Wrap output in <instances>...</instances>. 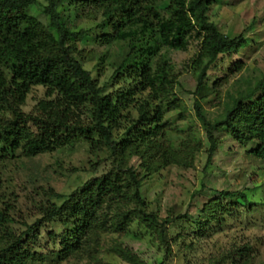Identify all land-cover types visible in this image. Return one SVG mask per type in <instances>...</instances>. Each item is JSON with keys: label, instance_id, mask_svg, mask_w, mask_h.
Masks as SVG:
<instances>
[{"label": "trees", "instance_id": "obj_1", "mask_svg": "<svg viewBox=\"0 0 264 264\" xmlns=\"http://www.w3.org/2000/svg\"><path fill=\"white\" fill-rule=\"evenodd\" d=\"M45 1L42 23L28 13L34 0H0V163L51 153L80 139L91 155L104 154L109 169L67 196L49 194L62 203L51 204L30 224L19 223V229L0 194V264H43L44 257L33 246L39 228L55 219L63 228L59 249L51 254L55 264L97 244L104 233L124 232L132 222L144 225L164 242L170 219L146 213L141 184L165 167H189L192 161L185 143H181L183 155L169 148L162 117L178 106L164 99L175 81L166 60L154 68V59L161 49L183 47L184 37L195 24L200 35V53L192 63L195 95L205 86L207 71L219 55L230 47L240 50L247 46V39L242 34L225 37L209 20L210 6L222 0H69L66 5L73 10L86 9V18L97 13L103 17L99 45L120 44L117 61L110 64L112 76L116 83L129 80V87L103 95L74 57L83 34L69 29L62 15L65 9L57 8L60 0ZM237 70L239 65L234 63L228 72ZM34 86L43 88V97L25 113L21 107ZM227 98L229 106L225 103L221 119L213 122L205 118L199 100H193L195 118L210 145L207 163L215 147L211 133L217 129L241 146L254 143L250 155L264 160V75L252 89ZM133 158L142 175L129 165ZM217 194L200 210L203 220L197 225L201 230L213 223L220 228L229 206L256 205L244 192ZM224 200L231 202L223 204ZM111 250L129 264H144L120 244Z\"/></svg>", "mask_w": 264, "mask_h": 264}, {"label": "rangeland", "instance_id": "obj_2", "mask_svg": "<svg viewBox=\"0 0 264 264\" xmlns=\"http://www.w3.org/2000/svg\"><path fill=\"white\" fill-rule=\"evenodd\" d=\"M68 1L60 0L57 8L65 9L62 15L69 29L83 34L76 46L75 59L97 81L103 95L129 87V80L116 83L112 76L114 68L110 64L117 61L114 57L120 44L99 45L96 41L104 33L100 29L103 17L97 13L86 18V9L75 11L66 5ZM34 2L28 13L44 23L41 8L46 1ZM162 8L160 4L161 16L164 15ZM207 15L219 33L228 38L242 34L247 46L237 51L230 47L227 53L219 55L207 71L205 86L195 95L192 63L200 53V35H196L195 24L184 37L183 47L161 49L154 59V68L163 58L166 60L175 81L164 99L175 101L178 106L162 117L169 148L183 155L181 143H185L191 149L188 156L192 161L189 167H165L141 184L140 196L146 213H154L161 220L170 219L165 225L164 242L144 225L132 222L124 232L104 233L97 244H89L87 249L83 247L57 264H129L111 250L117 244L127 247L144 264H264V160L250 155L254 143L241 146L223 129H217L211 133L215 147L207 163L210 145L192 109L193 100L198 99L205 118L209 122L219 120L225 103L229 106L227 97H237L262 80L264 0H222L211 5ZM101 56L104 60L99 61ZM234 63L239 65V70L230 74L228 71ZM217 80H221L219 86L214 85ZM43 93V88L32 87L21 111L29 113ZM103 155H91L87 145L76 139L51 153L1 162L0 194L3 203L10 208L9 216L17 224L15 229H19L21 222L30 224L41 217L42 211L51 204L62 203L49 194L67 196L88 179L106 173L109 162ZM138 163L134 158L129 161V165L142 175ZM221 191L244 192L256 205L229 206L230 211L224 214L220 228L213 223L211 228L201 230L197 223L203 220L202 206ZM230 202L224 200L223 204ZM62 231L57 219L39 228L33 250L44 257L43 264H55L51 254L59 249L58 237Z\"/></svg>", "mask_w": 264, "mask_h": 264}]
</instances>
